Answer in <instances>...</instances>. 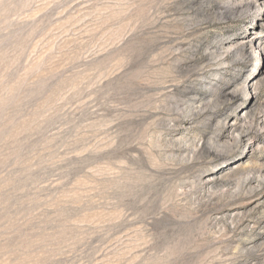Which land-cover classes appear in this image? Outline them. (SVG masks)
I'll return each mask as SVG.
<instances>
[{
  "label": "rangeland",
  "instance_id": "rangeland-1",
  "mask_svg": "<svg viewBox=\"0 0 264 264\" xmlns=\"http://www.w3.org/2000/svg\"><path fill=\"white\" fill-rule=\"evenodd\" d=\"M0 264H264V0H0Z\"/></svg>",
  "mask_w": 264,
  "mask_h": 264
},
{
  "label": "bare ground",
  "instance_id": "bare-ground-1",
  "mask_svg": "<svg viewBox=\"0 0 264 264\" xmlns=\"http://www.w3.org/2000/svg\"><path fill=\"white\" fill-rule=\"evenodd\" d=\"M252 179V178H251ZM249 190V189H248ZM251 192V191H250Z\"/></svg>",
  "mask_w": 264,
  "mask_h": 264
}]
</instances>
